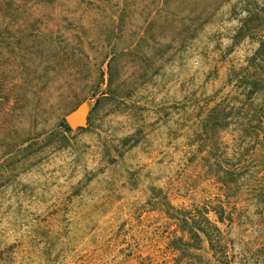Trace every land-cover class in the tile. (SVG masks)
Here are the masks:
<instances>
[{"label":"rangeland","instance_id":"1","mask_svg":"<svg viewBox=\"0 0 264 264\" xmlns=\"http://www.w3.org/2000/svg\"><path fill=\"white\" fill-rule=\"evenodd\" d=\"M254 55L264 0H0V264H264Z\"/></svg>","mask_w":264,"mask_h":264},{"label":"trees","instance_id":"2","mask_svg":"<svg viewBox=\"0 0 264 264\" xmlns=\"http://www.w3.org/2000/svg\"><path fill=\"white\" fill-rule=\"evenodd\" d=\"M264 61V59H258L257 57H256V55H254L253 57H251V59L249 60L250 62V65L249 66H247V67H245L244 68V74L243 75H236L237 76V87H240V86H245L246 84H247V82H246V74H250L251 75V73L249 72V67H253V65H255L256 63V61L257 62H259V61ZM246 72V73H245ZM252 77L254 76L253 74L251 75ZM236 114H238V113H236ZM208 119H209V122L213 119L214 120V123L213 124H211L212 125V127H211V129L213 130V128H214V126H216L217 124H218V122H219V120H218V118H216L215 117V110L213 109V111L209 114V116H208ZM248 121H250V120H248ZM260 121H261V119H260ZM242 126V130H243V127H244V130L245 131H248V129H250V128H252L251 126H249L248 128L246 127V126H244L243 124L241 125ZM254 127V126H253ZM67 129L68 130H70V128L69 127H67ZM204 133V132H203ZM201 131H200V133L199 134H197L195 137V141L198 143V145L199 146H201L202 145V141H203V136H202V134H203ZM199 151H200V149H199ZM212 165H216V164H210L209 165V167H211ZM211 169V168H210ZM211 172H212V170H210ZM224 172H226V174H231V173H229L228 171H225V170H223ZM217 174V173H216ZM220 179H222V181H224L225 179H223V178H221V177H219ZM205 221L207 222V223H209L210 224V221H209V219L208 218H206L205 217ZM216 230H218V229H216ZM192 236L193 237H195L196 238V240H198V241H202V238L200 237V235H198V233H193L192 234ZM188 245H191V244H189L188 243ZM3 252L2 251H0V254H2ZM0 259H1V257H0Z\"/></svg>","mask_w":264,"mask_h":264},{"label":"water","instance_id":"3","mask_svg":"<svg viewBox=\"0 0 264 264\" xmlns=\"http://www.w3.org/2000/svg\"><path fill=\"white\" fill-rule=\"evenodd\" d=\"M67 121H68V123H69L71 126H74L75 124H77L78 121H79L78 113H77V112H74V113L70 114V115L67 117Z\"/></svg>","mask_w":264,"mask_h":264}]
</instances>
